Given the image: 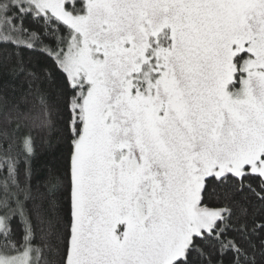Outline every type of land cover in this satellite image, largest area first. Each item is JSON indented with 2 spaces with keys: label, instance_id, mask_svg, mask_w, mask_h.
<instances>
[{
  "label": "snow or ice",
  "instance_id": "6c2138e0",
  "mask_svg": "<svg viewBox=\"0 0 264 264\" xmlns=\"http://www.w3.org/2000/svg\"><path fill=\"white\" fill-rule=\"evenodd\" d=\"M0 264H264V0H0Z\"/></svg>",
  "mask_w": 264,
  "mask_h": 264
}]
</instances>
